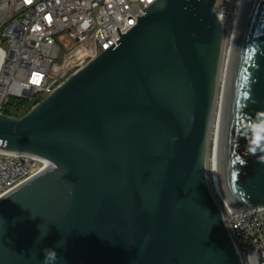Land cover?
<instances>
[{
  "label": "water",
  "instance_id": "95a60500",
  "mask_svg": "<svg viewBox=\"0 0 264 264\" xmlns=\"http://www.w3.org/2000/svg\"><path fill=\"white\" fill-rule=\"evenodd\" d=\"M215 4L155 0L23 116L0 114V152L45 163L0 196V264H44L45 250L54 264H242L208 170L224 37ZM261 126L264 0H247L219 151L235 212L264 204ZM250 254L264 264V245Z\"/></svg>",
  "mask_w": 264,
  "mask_h": 264
},
{
  "label": "built area",
  "instance_id": "2783aa9c",
  "mask_svg": "<svg viewBox=\"0 0 264 264\" xmlns=\"http://www.w3.org/2000/svg\"><path fill=\"white\" fill-rule=\"evenodd\" d=\"M155 0H0V114L11 99L29 109L117 42ZM247 0H216L223 54L231 52ZM31 102H33L31 104ZM9 115V114H7ZM13 116V115H11ZM43 160L0 152V196L40 172ZM211 188L242 264L264 245V204L235 212Z\"/></svg>",
  "mask_w": 264,
  "mask_h": 264
},
{
  "label": "bare ground",
  "instance_id": "6f19581e",
  "mask_svg": "<svg viewBox=\"0 0 264 264\" xmlns=\"http://www.w3.org/2000/svg\"><path fill=\"white\" fill-rule=\"evenodd\" d=\"M226 55L228 59L226 60L224 65L221 63V68L219 72V79H218L219 92L217 91L213 120L209 134L208 170L211 181L216 185H219L220 139H221L222 122H223V107L226 97L227 79H228L230 61H231V52H228ZM219 83H220V87H219Z\"/></svg>",
  "mask_w": 264,
  "mask_h": 264
},
{
  "label": "trees",
  "instance_id": "16d2710c",
  "mask_svg": "<svg viewBox=\"0 0 264 264\" xmlns=\"http://www.w3.org/2000/svg\"><path fill=\"white\" fill-rule=\"evenodd\" d=\"M29 103L23 99H15L9 102L5 108V112L16 117L23 116L29 110Z\"/></svg>",
  "mask_w": 264,
  "mask_h": 264
},
{
  "label": "clouds",
  "instance_id": "9594fccd",
  "mask_svg": "<svg viewBox=\"0 0 264 264\" xmlns=\"http://www.w3.org/2000/svg\"><path fill=\"white\" fill-rule=\"evenodd\" d=\"M259 131L264 132V126H261L259 128ZM258 137H259V133H258ZM253 259H255L254 254H253ZM56 260H57V255L54 250H45L44 264H54Z\"/></svg>",
  "mask_w": 264,
  "mask_h": 264
},
{
  "label": "rangeland",
  "instance_id": "374dc122",
  "mask_svg": "<svg viewBox=\"0 0 264 264\" xmlns=\"http://www.w3.org/2000/svg\"><path fill=\"white\" fill-rule=\"evenodd\" d=\"M3 15H4V11H0V20L2 19ZM227 59H228L227 55L224 56V54H223V58H222V64L223 65L225 64V62H226ZM220 83H221V81H220ZM220 83H219V87H220ZM218 92H219V90H218ZM11 100H15V99H11ZM32 103L33 102H31V104Z\"/></svg>",
  "mask_w": 264,
  "mask_h": 264
}]
</instances>
